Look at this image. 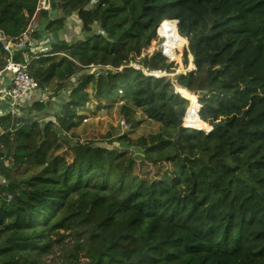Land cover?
<instances>
[{"label":"trees","instance_id":"16d2710c","mask_svg":"<svg viewBox=\"0 0 264 264\" xmlns=\"http://www.w3.org/2000/svg\"><path fill=\"white\" fill-rule=\"evenodd\" d=\"M38 7L0 0L2 35L20 38ZM165 21L188 43L184 73L147 53ZM47 37L15 55L36 56L44 99L0 118V264H264V0H50L30 34ZM176 86L207 92L193 116L225 127L187 124ZM93 102L159 130L84 141Z\"/></svg>","mask_w":264,"mask_h":264},{"label":"built area","instance_id":"2783aa9c","mask_svg":"<svg viewBox=\"0 0 264 264\" xmlns=\"http://www.w3.org/2000/svg\"><path fill=\"white\" fill-rule=\"evenodd\" d=\"M49 4L50 0H39V7L37 9V12H40V10L49 9ZM167 23L172 22H163L157 30V36L160 40L158 48L160 49L161 55L167 62H174V60L165 53L164 38L159 35L160 29ZM32 32V30H27L20 38L4 36L0 32V45L2 46L3 51L7 55L5 57V65L3 68L0 69V79H2V83L0 86V105L1 103H6L8 106V111L6 113L2 112L0 109V116H2L3 113L15 116L17 108L24 104L25 99L27 101H40L45 97L44 93L39 90L37 82L29 74L28 65L30 61L36 56L31 57L29 59L27 55L24 54V62L15 61L16 53L22 51L25 48L30 50V52L34 54L38 53L39 51L47 52L49 50V38H47V41H45L40 46V48H37L35 41H32L30 39V34ZM37 49L39 50L37 51ZM131 67L135 69L139 68L135 64H132ZM144 73L146 75H149V72L147 71H144ZM175 92L178 93L177 86L175 87ZM122 125H125V122H122ZM11 199L12 196L9 195L7 201Z\"/></svg>","mask_w":264,"mask_h":264},{"label":"rangeland","instance_id":"374dc122","mask_svg":"<svg viewBox=\"0 0 264 264\" xmlns=\"http://www.w3.org/2000/svg\"><path fill=\"white\" fill-rule=\"evenodd\" d=\"M61 6L63 7L64 5ZM37 13L35 14V17L37 15V18H39V15ZM68 24L75 28L73 30H67L66 35L68 37L75 36V34L79 31L78 24H75L74 21H71ZM36 29L37 26H35L33 30ZM47 38L42 39L41 42L47 41ZM187 45L188 43L184 45V49L187 48ZM157 48V43L153 42L149 47L147 53L151 54ZM183 50L179 53V59H176L172 55L174 63L178 65L176 73H184L183 71L192 69V65L190 63L187 68H185L182 63ZM164 74L165 73H162V75ZM167 75H169L171 78V76L174 74ZM197 98L199 102H201L203 99V97L199 95H197ZM47 104L49 109V118L52 119L54 117V114H56V112L58 111V106L54 99L49 100ZM119 109V103H110L105 104L104 106L97 104L96 102L91 103L89 106V110L84 113L85 119L83 120V126L75 131L76 135L79 134L81 139L84 141L94 138L96 139V141H103L107 144L110 141L115 140L118 136L124 134L128 135L132 139H137L139 137L147 136L149 134L158 132V125L153 122H149L138 110H136L135 113V124L130 125L126 122L125 118L119 113ZM122 122H125V125H122ZM115 145H117V143L114 142V144L110 146ZM69 241L70 239H67L64 242L68 243Z\"/></svg>","mask_w":264,"mask_h":264},{"label":"bare ground","instance_id":"6f19581e","mask_svg":"<svg viewBox=\"0 0 264 264\" xmlns=\"http://www.w3.org/2000/svg\"><path fill=\"white\" fill-rule=\"evenodd\" d=\"M176 22L167 23L164 25L160 31L159 35L164 38V46H165V53L172 58L175 57L179 59V53L184 49V45H186V39L180 37L177 33ZM150 76H158L161 77L162 73L160 72H151L148 73ZM178 87V86H177ZM177 92L185 99L191 102L190 107L185 115V121L187 124H190L193 128H199L200 130H208L204 125L193 116V113L198 112L200 106L197 104V98L194 94H189L184 88H177ZM198 110V111H197Z\"/></svg>","mask_w":264,"mask_h":264},{"label":"water","instance_id":"95a60500","mask_svg":"<svg viewBox=\"0 0 264 264\" xmlns=\"http://www.w3.org/2000/svg\"><path fill=\"white\" fill-rule=\"evenodd\" d=\"M187 47H188V45H187ZM160 73H162V72H160ZM178 74V73H177ZM176 74H174V75H172L171 76V78H173L174 76H175ZM162 76H169V75H167V73H165L164 75H162ZM170 77V76H169ZM179 88H181V87H179ZM186 90V89H185ZM186 91H188V90H186ZM189 92V91H188ZM189 93H193V94H195V95H199V96H201V97H205L206 95H207V92H199V93H197V92H189ZM181 96V95H180ZM182 97V96H181ZM183 98V97H182ZM204 123V122H203ZM209 125H210V127H209V129L208 130H201V131H204V132H206V133H209V132H211V131H215V130H217V129H219V128H223V127H225V124L224 123H219V122H210V123H208ZM200 130V129H199ZM92 147H95L94 145L92 146ZM0 157L2 158V157H4L5 158V160L7 159V156L5 155V154H3L2 152H0Z\"/></svg>","mask_w":264,"mask_h":264},{"label":"crops","instance_id":"0c3cea01","mask_svg":"<svg viewBox=\"0 0 264 264\" xmlns=\"http://www.w3.org/2000/svg\"><path fill=\"white\" fill-rule=\"evenodd\" d=\"M38 15H39V12L37 13ZM35 17V16H34ZM34 20V21H33ZM33 22H31V24L29 25V27H28V29L27 30H29V31H34L33 29H34V27L35 26H37L38 25V21H39V18H37V15H36V17H35V19L33 18ZM177 24V23H176ZM67 30H69V29H67ZM66 30V31H67ZM66 31H65V33H66ZM43 37H45V35H43ZM55 38V37H54ZM44 42H39L38 44L41 46L42 44H43ZM36 47H37V45H36ZM38 48V47H37ZM40 48V47H39ZM39 49H37V51H38ZM1 83H2V79H0V86H1ZM27 104H29V101H27L26 99H25V101H24V104H22L21 106H23V105H27ZM21 106H19V107H21ZM0 109H1V111L2 112H7L8 111V106H7V104L6 103H1V105H0ZM5 113H3V115L5 114ZM0 116V118L1 117H4V116H6V115H8V114H5L4 116ZM0 134H1V132H0ZM0 181H1V177H0Z\"/></svg>","mask_w":264,"mask_h":264}]
</instances>
